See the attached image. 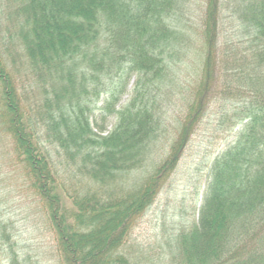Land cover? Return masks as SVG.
Wrapping results in <instances>:
<instances>
[{
    "label": "trees",
    "instance_id": "trees-1",
    "mask_svg": "<svg viewBox=\"0 0 264 264\" xmlns=\"http://www.w3.org/2000/svg\"><path fill=\"white\" fill-rule=\"evenodd\" d=\"M6 1L0 125L44 203L64 263L136 264L120 252L134 222L219 99L231 105L223 120L245 125L213 160L198 219L169 237V261L264 264V0H206L201 32L189 24L193 0ZM228 11L238 41L223 34ZM199 51L192 100L170 127L175 75ZM17 63L32 77L35 106L22 103L10 69ZM134 76L131 99L118 108ZM108 117H116L110 131ZM57 163L88 185L67 194ZM136 172L134 186L116 196L119 182ZM0 251L9 264H38L21 256L3 219Z\"/></svg>",
    "mask_w": 264,
    "mask_h": 264
},
{
    "label": "rangeland",
    "instance_id": "rangeland-1",
    "mask_svg": "<svg viewBox=\"0 0 264 264\" xmlns=\"http://www.w3.org/2000/svg\"><path fill=\"white\" fill-rule=\"evenodd\" d=\"M6 4V0H0V13L5 12ZM205 6L206 0H193V3L192 1L190 3L189 24L198 32H201L200 16L204 13ZM226 15L228 18L222 24L223 34L238 41L239 28L231 23L229 17L231 12H226ZM2 22L1 17L0 23ZM186 29L193 35L192 29ZM17 64L18 69L12 70L13 66H10V69L22 103L28 104L29 99L30 106H35L36 88L32 77L22 70L23 67H19L20 63ZM201 66L202 52L199 51L194 57L191 54L183 65L181 73L175 75L172 92L170 91L167 98L170 101L166 104L169 106L167 121L170 127H175L176 123L184 117L185 107L192 100V91L196 87L197 74ZM134 81L135 76L130 80L128 91L122 95L118 108L131 99ZM178 91H181L183 95L176 98L174 92ZM102 104L103 100L98 105L102 106ZM230 108L229 103L224 105L219 99L212 100L203 119L197 125L177 169L160 189L153 204L134 222L130 236L120 251L131 257L132 263L170 264V252L167 245L169 237L172 238L183 223L189 224L198 219L213 160L235 141L238 133L244 128L245 123L233 126L230 120H223L222 116L226 115ZM97 120L101 125L103 121L99 116ZM115 122L116 117H108L104 122L108 131L113 129ZM49 148L58 162L53 148L50 146ZM164 151L168 152L169 149L165 148ZM56 168L59 170L61 183L65 184L68 191L67 194L74 195L82 186L88 185V182L77 184L72 175L64 172V167L60 164L57 163ZM137 174L138 172L130 174L124 181L119 182L122 189L116 196L122 195L134 186L139 178ZM0 212H2L1 220L12 223L14 239L17 241L21 256L30 255L38 264H65L59 251L57 235L49 221L44 203L33 188L32 178L14 151L13 139L1 125ZM0 264H9L1 251Z\"/></svg>",
    "mask_w": 264,
    "mask_h": 264
}]
</instances>
